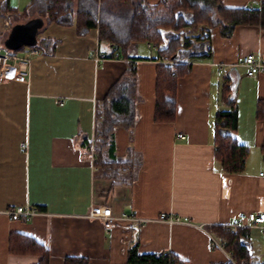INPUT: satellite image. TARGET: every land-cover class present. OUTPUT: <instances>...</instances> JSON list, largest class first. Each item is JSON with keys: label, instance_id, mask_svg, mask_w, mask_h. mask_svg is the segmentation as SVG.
I'll list each match as a JSON object with an SVG mask.
<instances>
[{"label": "crops", "instance_id": "1", "mask_svg": "<svg viewBox=\"0 0 264 264\" xmlns=\"http://www.w3.org/2000/svg\"><path fill=\"white\" fill-rule=\"evenodd\" d=\"M261 1L220 0L224 6L249 8H259ZM1 20L5 30L7 19ZM39 30V37L55 44L31 57L28 82L0 81V264H35L39 258L9 252L11 231L41 242L49 264H64L66 256H83L88 264H125L134 244L138 253L172 252L184 264H236L211 244V236L222 240L210 227H227L239 212L264 213V118L255 117L256 101L264 99V68L254 75L239 71L245 67L239 63L242 56L264 53V27L236 24L228 36L218 27L211 30L210 58L191 61L190 70L177 79L171 122L152 118L155 66L166 60L155 59L156 49L147 43L131 47V55L139 57L136 119L130 132L114 129L107 151L111 158L131 157L128 183L102 176L93 152L81 144L82 137L93 138L95 104L126 60H95L94 52H109L108 45L99 44L96 27L83 35L74 24L50 23ZM233 66L238 72L231 91L236 139L249 148L240 172L222 170L212 138L213 114L229 107L221 89L234 80ZM179 132L185 137L177 138ZM94 204L145 220H120L106 231L100 218L88 216ZM18 205L38 211L11 219L6 210ZM160 213L178 219L168 221ZM249 240L250 260L262 261V224L249 227Z\"/></svg>", "mask_w": 264, "mask_h": 264}, {"label": "trees", "instance_id": "2", "mask_svg": "<svg viewBox=\"0 0 264 264\" xmlns=\"http://www.w3.org/2000/svg\"><path fill=\"white\" fill-rule=\"evenodd\" d=\"M0 16L9 22L8 28H0L2 42L14 23L39 17L42 20L41 28L50 23L74 24L79 35L96 27L99 44L109 46V52L105 55L126 60L123 72L95 104L93 138L82 137L81 144L85 152H93V163L102 176L115 183H128L132 175L131 157L111 158L107 151L113 144L114 129L122 126L130 132L136 119L135 58L139 57L131 55L132 44L149 43L156 49L155 59L172 61L155 66L152 115L155 122H171L175 115L177 79L190 70L191 61L210 58L211 30L218 27L221 35L228 36L236 24L259 23L264 27V0L259 8L228 7L222 5L220 0H158L155 3L146 0H29L20 11L10 5L9 0H0ZM39 31L31 46L45 50L55 44L51 38L39 37ZM231 91L232 86L225 81L221 97L229 107L213 114L212 138L214 156L222 170L240 172L244 169L249 148L236 139L237 107ZM255 117L264 118V99L256 101ZM261 150L264 159V144ZM210 229L231 251L236 264H264V259L260 262L250 260L249 227L212 226ZM7 249L14 254L38 255L35 264H49L47 248L28 234L9 232ZM63 263L88 264V261L83 256H66ZM125 264L184 262L172 252L138 253L134 244L128 248Z\"/></svg>", "mask_w": 264, "mask_h": 264}, {"label": "built area", "instance_id": "3", "mask_svg": "<svg viewBox=\"0 0 264 264\" xmlns=\"http://www.w3.org/2000/svg\"><path fill=\"white\" fill-rule=\"evenodd\" d=\"M4 24L9 27V22L7 20L4 21ZM148 46H151L147 43ZM40 54V49L34 46H25L22 49V53L19 54L14 50H5L0 49V81H22L28 82L29 80V68L31 57L34 55ZM93 57L96 61L107 58L104 52L96 51L93 53ZM166 62H172L169 59H165ZM241 65L246 67L247 75H254L259 70L264 68V53H254L248 52L244 56H242L240 62ZM176 137L181 139L184 138L185 135L183 133H177ZM22 148H25V143L22 144ZM93 160V157H91ZM37 209L35 207L29 205H18L12 208H8L6 213L11 219H16L21 215L26 217H30L31 215L37 213ZM88 216L94 218H100L103 222L104 228L107 231L110 225L114 222L120 220L126 221H143L144 218L136 216V214H128L125 212H121L119 214H113L109 205L105 204H94L90 207L88 211ZM160 218L166 219L168 221H174L178 218H171L166 216L164 213H160ZM264 213L255 214L250 212L245 214L244 212H239L236 216L235 221L228 225L229 227L235 228L237 226H254L256 224H262L264 229ZM211 244L216 246L222 250H225L227 256L232 260L231 251L226 250L224 243L217 241L214 237L211 236Z\"/></svg>", "mask_w": 264, "mask_h": 264}, {"label": "water", "instance_id": "4", "mask_svg": "<svg viewBox=\"0 0 264 264\" xmlns=\"http://www.w3.org/2000/svg\"><path fill=\"white\" fill-rule=\"evenodd\" d=\"M42 26V20L39 17L31 18L25 22L14 23L8 34L4 39V46L10 50H17L21 46H31L35 43L36 34ZM236 71L234 80L231 79L230 85L234 87L235 81L238 77L237 67L233 66ZM226 76L230 77L229 70L226 72Z\"/></svg>", "mask_w": 264, "mask_h": 264}, {"label": "rangeland", "instance_id": "5", "mask_svg": "<svg viewBox=\"0 0 264 264\" xmlns=\"http://www.w3.org/2000/svg\"><path fill=\"white\" fill-rule=\"evenodd\" d=\"M28 1L29 0H11V4H12V6L13 5H15L14 7L17 9V10H22L24 7H25V5L28 3ZM2 16H0V25L1 24H3V22H2ZM5 25V24H4ZM6 26V25H5ZM7 28H8V26H7ZM3 42H2V40H0V48L1 49H5L4 48V46H3V44H2ZM134 46H145V44L143 43V42H136V43H133L132 44V46L131 47H134ZM149 50V49H148ZM133 51H134V49H133ZM19 54H21L22 53V50H18L17 51ZM239 71L240 72H243V71H246V69H245V67H240L239 68ZM224 81H225V79H223ZM223 81V82H224ZM229 84V83H228ZM222 85H223V83H222Z\"/></svg>", "mask_w": 264, "mask_h": 264}]
</instances>
